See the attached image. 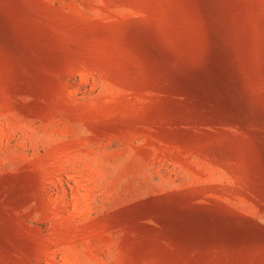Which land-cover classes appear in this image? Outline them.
<instances>
[{
  "label": "rangeland",
  "instance_id": "obj_1",
  "mask_svg": "<svg viewBox=\"0 0 264 264\" xmlns=\"http://www.w3.org/2000/svg\"><path fill=\"white\" fill-rule=\"evenodd\" d=\"M0 264H264V0H0Z\"/></svg>",
  "mask_w": 264,
  "mask_h": 264
}]
</instances>
